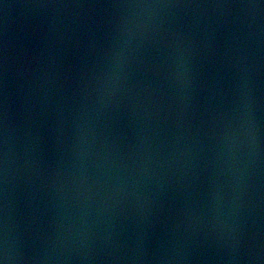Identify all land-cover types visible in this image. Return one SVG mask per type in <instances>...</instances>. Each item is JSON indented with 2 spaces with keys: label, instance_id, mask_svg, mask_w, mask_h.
<instances>
[{
  "label": "water",
  "instance_id": "water-1",
  "mask_svg": "<svg viewBox=\"0 0 264 264\" xmlns=\"http://www.w3.org/2000/svg\"><path fill=\"white\" fill-rule=\"evenodd\" d=\"M5 231L9 264H160L127 0H0Z\"/></svg>",
  "mask_w": 264,
  "mask_h": 264
},
{
  "label": "clouds",
  "instance_id": "clouds-1",
  "mask_svg": "<svg viewBox=\"0 0 264 264\" xmlns=\"http://www.w3.org/2000/svg\"><path fill=\"white\" fill-rule=\"evenodd\" d=\"M129 42H130L129 40H125L124 45L117 44V46L115 47L112 53V59H111L112 74L108 79L113 83L115 80L119 79L120 77V72L123 67V62L125 58L126 47ZM177 74L178 75L181 74L179 69ZM244 106L245 105L242 104L241 108H243ZM243 115L244 113L241 112V117ZM10 254H11L10 240L7 231H5L2 234H0V264H9L11 258Z\"/></svg>",
  "mask_w": 264,
  "mask_h": 264
}]
</instances>
